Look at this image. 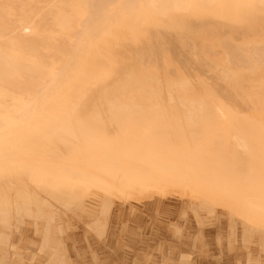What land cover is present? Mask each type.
Listing matches in <instances>:
<instances>
[{
  "label": "bare ground",
  "instance_id": "6f19581e",
  "mask_svg": "<svg viewBox=\"0 0 264 264\" xmlns=\"http://www.w3.org/2000/svg\"><path fill=\"white\" fill-rule=\"evenodd\" d=\"M0 264H264V0H0Z\"/></svg>",
  "mask_w": 264,
  "mask_h": 264
}]
</instances>
